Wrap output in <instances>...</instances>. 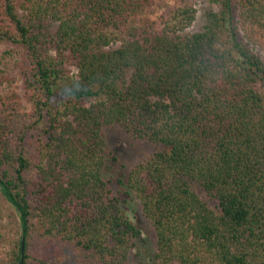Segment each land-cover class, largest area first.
<instances>
[{
    "label": "trees",
    "instance_id": "1",
    "mask_svg": "<svg viewBox=\"0 0 264 264\" xmlns=\"http://www.w3.org/2000/svg\"><path fill=\"white\" fill-rule=\"evenodd\" d=\"M196 1L0 0V264H147L134 199L160 264H264V0ZM115 126L148 148L107 179Z\"/></svg>",
    "mask_w": 264,
    "mask_h": 264
},
{
    "label": "rangeland",
    "instance_id": "2",
    "mask_svg": "<svg viewBox=\"0 0 264 264\" xmlns=\"http://www.w3.org/2000/svg\"><path fill=\"white\" fill-rule=\"evenodd\" d=\"M196 7V17L190 30L199 29L207 21V12L210 10H218L219 5L212 3L208 0H197L195 3ZM258 53L264 59V49L257 48ZM15 59H7L4 61L8 67L9 73H15V65L13 63ZM19 84L16 83V89H19ZM105 141L107 147L113 151L118 161L114 163L113 168L108 171L105 176L107 179L115 178V174H119L124 169L121 165H125L129 168L134 162L139 160L141 156L145 153L147 144L141 138H132L127 136L121 131L117 126L108 128L105 131ZM113 174V176H112ZM122 190V188H121ZM124 207L130 216H137V221H139L142 229V238L137 241V250L139 252L140 258L146 261L147 264H160L154 256V244L155 237L151 224L143 216L140 210V203L138 200L130 201V203H125ZM0 211L2 215L0 216V257H5L12 246V241L17 234L14 233L15 228L17 229V214L10 207L5 206L4 203L0 202ZM10 218L15 220V224L11 223ZM48 254V260L53 261L55 264L56 259L61 255L63 262L60 264H70V259L74 258L71 255V249L68 247H62L61 245L52 246L49 251L45 252ZM72 256V257H71Z\"/></svg>",
    "mask_w": 264,
    "mask_h": 264
},
{
    "label": "water",
    "instance_id": "3",
    "mask_svg": "<svg viewBox=\"0 0 264 264\" xmlns=\"http://www.w3.org/2000/svg\"><path fill=\"white\" fill-rule=\"evenodd\" d=\"M23 247H24V241H23V238H22V241H21V253L23 252ZM20 264H22V257H21Z\"/></svg>",
    "mask_w": 264,
    "mask_h": 264
}]
</instances>
